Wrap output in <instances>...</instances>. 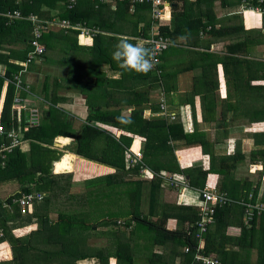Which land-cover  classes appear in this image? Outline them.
Masks as SVG:
<instances>
[{
  "label": "trees",
  "instance_id": "obj_1",
  "mask_svg": "<svg viewBox=\"0 0 264 264\" xmlns=\"http://www.w3.org/2000/svg\"><path fill=\"white\" fill-rule=\"evenodd\" d=\"M215 1L183 0L182 9L176 11L178 5L174 4L175 0H164V3H171L164 5L165 8L169 9L173 5L168 24L164 20L159 24L154 22L150 15V3L147 1L77 0L72 8L65 7L66 0L0 2L1 12L17 9L24 16L33 14L40 20H67L71 25L79 24L96 29L84 44H79L78 29L44 24L40 41L45 50L41 58L46 62H53L49 59L53 50L58 53L56 62L83 66L80 70L75 67L78 73L74 77L79 83L76 87L87 96L88 115L78 128H74L64 116L65 112L55 105L59 100L56 90L55 100L49 107L50 114L45 117L47 121H44L43 116V121L39 124L23 130L26 116L21 114L18 135L21 141H26V147L17 145L10 151H0V183L13 181L18 185L12 193L0 197V247L5 246L11 250V258L0 260V264H80L88 259H95L97 264H109L111 256L116 259V264H203L195 258L197 253L213 254L224 264H264V211L258 213L254 210L251 219L246 214V203L258 202V186L256 184L252 188V181L247 178H234L235 163L239 161L237 154L216 156L211 152L207 168L179 165L175 155L179 146L199 144L206 149V138L204 132L197 129L189 133L185 120L178 121L177 114L168 108L167 96L176 92L173 79L179 72L177 68H172L169 58L171 51L184 53L187 50L179 48L199 46V33L209 34L214 38H232L226 45L222 60L213 53L193 52L194 55L198 53L207 60L214 61L210 65L211 69L202 67L199 76L207 91L212 94L218 88V81L215 78L210 82L209 78L212 73L215 75L218 59L224 64L225 73L228 65L236 64L238 68V74L227 78L225 82L229 85L227 93L236 88L242 89L240 84L243 76L239 69H249L252 62H257L264 68V61L247 58L250 44L256 35L245 29L242 21H230L241 18V13L224 15L219 20L214 11ZM219 1L222 6L231 4L226 0ZM256 3V0L251 2L253 5ZM6 20L4 16H0V48L9 51L8 54L0 53V62L6 64L5 73L0 75V92L4 79H8L0 120L8 129L12 125L16 127L18 122L15 117L11 118L10 106L15 88L13 76L21 68L8 59L25 58L32 37V24L25 18L13 19L9 23ZM219 21L221 22L217 26ZM224 21L231 23L226 25ZM152 30L172 41L159 54V63L146 75L122 69L112 57L118 42L127 39L149 48L140 38H149ZM240 35L242 38L235 41L234 38ZM257 35L259 40L264 38L260 31ZM81 39L83 40L82 37ZM178 39L181 40L180 43L177 42ZM236 50H241L240 57L234 56ZM104 63L108 64V69L112 72L119 73V77L107 76L101 68ZM83 76H86L85 79ZM261 78L264 79V72ZM256 87L255 91L260 96L257 118L262 121L264 84ZM43 89H47L46 84ZM22 95L26 94L22 92ZM216 102L213 99L206 103L215 106ZM146 110L149 112L148 116L144 114ZM2 137L5 140L3 143L7 144L8 139L4 135ZM67 137H72L73 140L65 149L107 165L114 171L83 180L86 192L85 197L80 200V208L54 211L55 202L62 201L64 196H80L75 191L70 171H54V163L62 158L64 152L53 148V142L56 138L57 144L68 143L70 139ZM129 148L142 150L144 162L155 172L167 170L184 173L189 188H203L209 173L221 175L213 187L218 192H225L232 202L215 207L212 222L203 233L201 248H198L194 225L198 219V207L189 202H161L163 179L156 175L149 179L139 178L138 168L126 163L125 155ZM253 155L254 153L250 155L251 159ZM258 156L264 157V149L259 150ZM61 177L68 179L59 182ZM117 185L126 188L118 194L116 192V195L103 191L107 187L113 190ZM29 192H40L43 195L40 199H34L27 213L23 214L19 203L14 199ZM120 196H126L127 201L123 203V197L121 199ZM91 199L102 206L115 202L118 211L114 214L127 212L129 216L119 223L117 217L112 221L100 219L95 224L86 222L81 218L80 209ZM260 201H264V193ZM127 206L128 210L122 211ZM169 218L177 219L178 227L175 230L166 228ZM183 223L187 224L186 228L182 227ZM32 224L34 227L28 232L15 234L14 230ZM229 225L239 226V235H227L226 228ZM102 227L106 229L98 230ZM103 233L109 237L104 242L101 241ZM225 242L231 244L229 248L225 246ZM185 247H188V251H185ZM252 250H255L256 258L249 261Z\"/></svg>",
  "mask_w": 264,
  "mask_h": 264
},
{
  "label": "crops",
  "instance_id": "obj_2",
  "mask_svg": "<svg viewBox=\"0 0 264 264\" xmlns=\"http://www.w3.org/2000/svg\"><path fill=\"white\" fill-rule=\"evenodd\" d=\"M1 1L2 0H0V2ZM228 1L231 2V4L225 6H222L219 0H216L214 2V11L216 13V17L220 20L224 15L241 13V18H235L230 21L235 23L242 21V26H244L245 29L249 30L252 35H256L255 40L253 38L254 41L252 40L250 44L251 49L250 53L247 55V58L253 61H264V38L259 40V37L257 35L258 31L264 34V17L262 16V14L257 12H242L240 9L239 0H226L225 2ZM182 2L183 0H175L174 4L178 5V9L176 11H180L182 9ZM166 4L168 6V4L170 5L171 3ZM172 6H170L169 9L165 11V18L163 20L167 24L171 21ZM3 13L5 12L0 11V16H3ZM247 20L249 24H247ZM220 22L221 21H219V23H217L216 25L218 26ZM231 22L224 21V24L227 25ZM238 38L241 39L242 35H240L239 37L236 36L234 40L237 41ZM199 39V41L201 42L199 46H185L179 48V50L184 51L185 49L187 50V52L183 53L182 51H180L177 55L181 58L177 61L176 65L172 64V68H177L179 72L173 79L176 85V92L172 95H169L167 97V100H169L168 108L172 110L174 114H177L176 117H178V121L185 120L187 127H189V133L195 129H197L199 132H204V136L206 138L204 147H206V149L204 148V150L203 147L199 144L192 146H179L175 150L177 161L179 162V165L187 164L188 167L200 166L207 168L210 164L211 152L216 156H231L236 153L239 161L235 163L236 167L234 168L233 176L235 179L247 178L251 180L252 188H254L257 184V199L258 201H260V198L264 193V157H259L258 153L259 150L264 149V120L258 121L257 118L259 116L257 107L259 106L258 101L260 96L255 90H257L256 85L264 84V79L261 78V75L264 72V68L261 67L257 62H252L249 69L245 67L239 69L240 74H242L243 76L242 83L240 84L242 86V89L240 90L236 88L234 89V91L231 90L232 92L227 93V89L229 90V85L227 86V84L225 83L227 82V78H231L232 76H236L238 74V68L236 64L228 65V67L226 68V74L224 72V64L221 61L222 55L226 52V45L230 41H232V38H214L210 37L209 34L199 33ZM177 42L180 43L181 40L178 39ZM206 44H208V46H206ZM194 51L199 53H213L217 55L218 58H221V60H217L216 69L214 70L215 75L213 73L211 75V77H214L211 78L209 76V79H211L210 82H212V80H215V78L218 81V88L217 90H214L213 94L207 91L203 81L199 79V76L202 67L211 69L210 65H212L214 61L207 60L205 57L201 56L198 53L194 55ZM239 51L241 50H236V53L234 54L235 57H240L242 52ZM8 52L9 51L7 49L0 48V53L8 54ZM22 59L10 57L8 61L16 64L15 61ZM56 64L65 65V69L61 70L59 76L54 73V66ZM56 64L53 66L51 62L45 63L42 58L30 63L27 66L25 73L23 74L24 81L29 85L30 93H28L29 96H24L26 98H30V101L28 102L30 107L37 108L39 113V121H43V116L44 121H47V119L45 120V117L47 118V116L50 114L49 107L52 106L55 100L56 94L54 92L56 90V93L59 96V100H56L57 102L55 105L66 112L67 115L64 114V116L67 118V120H70L74 128H78L85 121L88 115L87 96L81 93V91L75 85L74 86L76 89L70 87L69 85L70 79H73L75 81V84L78 83V80L74 77V69L76 66H72L67 62H56ZM76 65H80L76 67L78 68V70L83 67L81 64ZM101 68L106 72L107 76L114 78L119 77V73L112 72L110 69H108V64H102ZM5 70L6 64L0 62L1 76H3ZM85 77L86 76H83L82 78L85 79ZM230 82H232V80ZM45 84L47 85L46 90L43 89V86H45ZM249 84L251 87H249ZM6 88L7 83L4 79L0 92V116L3 108ZM204 96H206V98H204ZM213 99H216L217 101L215 106H211L206 103L208 100ZM127 110L129 111V109ZM144 114L148 116V110H146ZM24 115L27 116L25 111ZM16 123L17 125L15 128L18 130L20 129L21 121L19 120ZM112 129L118 131V129ZM56 138L53 142L52 147L64 153L67 152L68 154L73 155L70 168V172L73 173L72 175H79L80 177H83V179H86L114 171L113 168L107 165L83 158L65 149L67 148V146H70L72 144V137H67L70 140L68 143L64 144H57ZM20 145H22V147H26V141H22ZM252 153H254V155L251 159L250 155ZM240 171H244L245 173L242 172V174H239L238 172ZM261 172L262 175L260 176ZM157 173V175L164 181L161 187V202L166 201L175 204H183L184 202H189L191 204H195V201L197 199V192L195 188L193 189L187 186L182 187L179 190V188L171 185L168 182L167 178L163 177L173 175L179 180L186 181L187 177L184 173H172L167 170H160ZM220 178L221 175H219L218 173H209L206 178L205 186L213 187V185H216V182L219 181ZM259 180L260 182L258 183ZM5 183L16 184V182L13 181ZM170 192H174V194ZM171 195L173 196V198H171ZM4 196L5 193L0 192V197ZM249 196H251V194H249ZM120 220L121 218L117 217V221ZM28 226L33 228V225ZM186 226V223L182 224V227L186 228ZM177 227V219L169 218L167 220L166 228L175 230ZM21 228L22 227L18 229ZM240 230V227L237 225H229L226 228V233L230 236H237L239 235ZM230 245L231 244L229 242H225V246L227 248H229ZM8 249L9 256L4 257L3 259L11 258V250L10 248ZM158 249V251H161V248ZM210 256L214 257L213 254H210ZM255 258V250H252L249 254L248 259L249 261H254ZM80 264L97 263L95 259H88L81 262ZM109 264H116V259L112 256L109 257Z\"/></svg>",
  "mask_w": 264,
  "mask_h": 264
},
{
  "label": "built area",
  "instance_id": "obj_3",
  "mask_svg": "<svg viewBox=\"0 0 264 264\" xmlns=\"http://www.w3.org/2000/svg\"><path fill=\"white\" fill-rule=\"evenodd\" d=\"M77 0H66L65 7L72 8ZM97 1H112V0H97ZM138 2L147 1L150 3V15L152 16L154 22L159 24L160 21L165 18V11L168 8L164 0H134ZM240 9L242 12H257L264 16V0H256V5L251 4L253 0H239ZM3 16L7 19L6 23H9L13 19L25 18L30 20L32 24V37L29 40V49L26 52V56L22 60L15 61L17 65L21 68L18 69L17 73L13 76L14 96L11 109V118H16L17 121H21V113L27 114L26 122L24 123L22 129L26 130L31 125L39 124V113L37 108L30 107L28 102L29 98L22 95L24 92L26 95L30 93L29 85L24 81L23 74L26 71L27 66L37 60L41 59V55L45 50L43 43L40 41L44 24L48 26H59L64 28H74L78 29L79 33L77 35V40L80 44H84L90 36L94 34L96 29L89 28L83 25H71L67 20H40L35 15L29 14L24 16L19 10H7L3 13ZM152 35L149 38H140L141 42L148 44L149 48L152 49L154 53V65L159 63V54L168 48L172 44V41L167 37L159 34L156 30H152ZM81 37L83 40L81 41ZM8 83V79H5ZM163 108V104H161ZM173 115V114H172ZM172 118V117H171ZM189 131V127H187ZM19 129L17 130L13 125L6 129L4 124L0 120V134H3L7 139L8 143L1 146V151H10L14 146L20 145L22 141L19 138ZM125 160L128 166L138 168V177L149 179L153 176H158L157 172L153 171L143 160V152L140 149L133 150L128 149L125 155ZM164 175V174H163ZM168 179L171 185H174L179 190L182 187H187V183L184 180H179L173 175L163 176ZM197 199L195 205L198 207V219L194 222L196 230V238L198 239V248L202 247V236L206 231L208 226L212 222L213 214L215 212V207L220 205H225L232 202V199L227 196L225 192H218L213 187L204 186L203 188L196 189ZM43 193L40 192H29L22 194L19 198L14 199L15 202L19 203L21 213H27L31 207L34 199L42 198ZM246 214L247 218L251 219L253 216V211L256 210L258 213L264 211V202H256L254 204L246 203ZM120 221H118L119 223ZM17 230V229H16ZM185 251H188V247H185ZM195 258L201 261L203 264H221L218 259L210 255L205 254H195Z\"/></svg>",
  "mask_w": 264,
  "mask_h": 264
},
{
  "label": "rangeland",
  "instance_id": "obj_4",
  "mask_svg": "<svg viewBox=\"0 0 264 264\" xmlns=\"http://www.w3.org/2000/svg\"><path fill=\"white\" fill-rule=\"evenodd\" d=\"M81 41H82V39H81ZM178 53H179V51H176V52L171 51L170 52L169 58H170L171 64H173V65L175 64L176 65L177 64V61L181 58V57H179L177 55ZM57 55H58V53L56 51H53V50L51 51V53L49 55L50 56L49 59L51 61H53V62H51L53 66L56 64L57 57H58ZM60 56H62V54H60ZM44 62L46 63V61H44ZM62 69H65V65H63V64H61V65L60 64H56L54 66V73L57 76H59V74L61 73V70ZM74 75L77 77L76 68L74 69ZM76 84L79 86V83H76ZM76 84H75V81L73 79H70L69 80L70 87L75 88V86H77ZM26 96H29V95L27 94ZM64 114L67 115L66 112ZM123 114H125L124 111H123ZM2 136L3 135L0 134V143L3 142V140H2L3 137ZM2 145L0 144V146H2ZM72 158H73V155L68 154L67 152H65L63 154L62 158L59 161H57V162L54 163V171L55 172L70 171L71 170L70 168H71V159ZM242 172H244V171H240L238 173L239 174L240 173L242 174ZM71 174H73V173H71ZM67 179L68 178H66V177H61L59 179V182H63L64 180L66 181ZM83 180H84L83 177H80L79 175L77 176V175L74 174V175L71 176V181L76 186L75 191H77L80 196H77V197L76 196H73V195H71L70 197L68 195L67 196H64L63 197L64 199L62 201H56L55 202L56 203V205H55L56 208H55L54 211H59V210L61 211V210H68V209H77V208H80V206H81V203H80L81 201L80 200L85 197V192H86L85 191V187H84ZM125 188H126V186L117 185V187L114 186L112 188L113 190H110L107 187L103 191L106 192V193H112V194L116 195V192L118 194L119 192H121V190H124ZM15 189H17V183L16 184L15 183H3V184H0V192L1 193H5V195L12 193ZM170 193L174 194V192H170ZM122 197L123 196H120L121 199H122ZM171 198H173L172 195H171ZM122 201H123V203L127 201L126 196L123 197V200ZM96 203H97V201H96ZM96 203H94V201L91 199L89 202H86L85 205H83V207L80 209L81 210L80 211L81 212V218L84 221L89 222L91 224H95L100 219L107 218L110 221H112L111 219H114L116 217H119V218L122 219V218H125V217H128L129 216L128 214H126L127 212H123L122 214H114V213H116V211H118L117 210L118 206L114 204L115 202H112L110 204H107L106 206H102V205H99V204H96ZM124 210H128V206L127 207H123L122 208V211H124ZM32 225L34 227V224H32ZM92 227L94 228L95 225H92ZM30 229H31V227L24 226L21 229L14 230V232H15L16 235H22V234L28 232ZM104 229H106V228L105 227H102L101 229L98 228V230H104ZM108 238L109 237H107V234H104L103 233V235H101V241L102 242L106 241ZM6 256H9V249H8V247L1 246L0 247V259L2 260Z\"/></svg>",
  "mask_w": 264,
  "mask_h": 264
},
{
  "label": "clouds",
  "instance_id": "obj_5",
  "mask_svg": "<svg viewBox=\"0 0 264 264\" xmlns=\"http://www.w3.org/2000/svg\"><path fill=\"white\" fill-rule=\"evenodd\" d=\"M112 57L122 69L129 72L146 75L155 67L152 49L139 42H129L127 39L118 42Z\"/></svg>",
  "mask_w": 264,
  "mask_h": 264
}]
</instances>
